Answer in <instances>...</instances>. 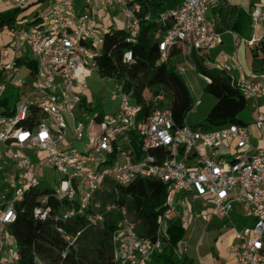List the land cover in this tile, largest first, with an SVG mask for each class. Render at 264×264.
Segmentation results:
<instances>
[{"label": "built area", "instance_id": "2783aa9c", "mask_svg": "<svg viewBox=\"0 0 264 264\" xmlns=\"http://www.w3.org/2000/svg\"><path fill=\"white\" fill-rule=\"evenodd\" d=\"M22 8L27 0H9ZM218 0H182L154 19L141 14L139 0H56L38 8L35 26L11 29L9 46L0 51V99L12 100L9 112L0 105V162L4 164L0 185V264H17L19 252L6 226L17 215V206L30 189L42 187L41 162L59 173L52 188L40 194L33 208L39 219L53 217L62 223L82 218L84 226L74 234L58 231L66 241L65 251L75 248L86 228L102 226L114 217L111 234L114 264H148L167 241V225H182L191 217L209 223L213 217L226 221L234 209L248 218L246 224H231L234 264H264V113L260 100L263 80L238 62L209 59L207 51L221 43L213 17L207 14ZM118 13L121 25L94 23L100 13ZM251 34L244 40L250 49L264 45V8L249 11ZM142 20L165 29L159 37L160 57L166 60L172 47L182 46L179 59L194 71V57L205 70L228 76L255 111L252 124L262 147L249 150L247 125L230 123L214 129L192 127L186 119L174 122L169 99L163 89L153 95L146 90L144 103L135 100L124 79L111 78V112L77 119L86 78L97 72L96 58L106 34L117 28L126 41L135 43ZM17 59L21 60L19 65ZM35 62L31 71L27 62ZM123 63L133 54L124 51ZM28 75L33 76L30 89ZM205 83L207 75L199 74ZM148 94V96H147ZM200 100L196 101V105ZM35 109V113H32ZM28 123H30L28 125ZM72 140L87 143L82 149ZM41 153H43L41 155ZM139 178L161 181L166 188L164 209L156 217L154 235L140 232L139 221L129 210L123 189ZM176 255L185 251L179 241ZM198 264L200 257H197Z\"/></svg>", "mask_w": 264, "mask_h": 264}, {"label": "trees", "instance_id": "16d2710c", "mask_svg": "<svg viewBox=\"0 0 264 264\" xmlns=\"http://www.w3.org/2000/svg\"><path fill=\"white\" fill-rule=\"evenodd\" d=\"M139 1L141 14L148 13L154 19L162 11L179 5L182 0ZM23 7H12L5 12H0V27L5 25L8 28L12 27ZM213 10L214 13H219L221 6L217 5ZM231 11L233 20L231 19L229 29L242 34L250 23L249 15L237 8H231ZM37 21L34 19L32 23L36 25ZM215 27L220 32L216 24ZM164 29L153 21L142 20L135 43L126 41L127 34L121 28L110 31L106 34L96 58L97 73L101 77L124 79L126 88L132 89L135 100L143 104H145L143 93L146 90L155 95L159 89H163L168 96L169 109L174 122L181 125L192 109L189 90L180 72L176 70V62L183 48L180 45L172 47L167 59H161L158 49L159 37L156 34H161ZM127 49H130L133 54V61L128 64L122 61L123 53ZM257 50L252 51L253 58H256ZM17 61L21 60L17 59ZM194 63L198 74H204L210 78V82L205 83L206 90L215 98L214 104L205 117L206 126L202 124L200 127L214 129L230 123L247 125L239 117L247 101L238 88L230 82L228 76L219 70H205L195 57ZM27 64L31 71H34L35 62L29 60ZM11 102L10 95H4L0 99L3 112H9ZM149 109L150 105H146L145 111ZM31 111L35 113V109ZM47 190V187H39L27 191L22 202L16 207L17 215L14 221L6 226V231L14 240L19 252L17 264H114L111 244L114 217L106 218L99 228L84 229L77 239L78 246L70 248L62 257L66 241L58 228L66 233L74 234L83 228L84 221L82 218H75L62 223L53 217H47L44 220L35 218L33 208L37 204L36 198ZM123 192L130 197L127 201L128 207L139 221L140 232L149 237L153 236L156 217L164 209L166 192L164 184L157 179L139 178L124 188ZM183 235L184 228L180 222H169L167 241L162 251L155 253L148 264H192V261L176 255V245Z\"/></svg>", "mask_w": 264, "mask_h": 264}, {"label": "crops", "instance_id": "0c3cea01", "mask_svg": "<svg viewBox=\"0 0 264 264\" xmlns=\"http://www.w3.org/2000/svg\"><path fill=\"white\" fill-rule=\"evenodd\" d=\"M56 0H27L23 9H21L16 23L8 28L6 25L0 27V51L4 48L9 46L12 40V32L11 29L14 28H29L30 26H35L32 21L34 20L35 12L38 8H43L48 6L50 3ZM217 5L221 6V10L219 13H214V8H209L207 10V14L214 18L215 24L217 25L218 29L220 30V38L221 43L217 46L210 48L207 51V57L209 59H215L219 61H228L240 62L246 71L253 70L255 76H260L263 80L264 86V66L256 67L255 57L253 58L252 51L256 49H263L264 45L259 46L258 48L250 49L246 46L244 40L247 39L251 34V25L250 23L245 28L242 34L231 31L229 29L230 24L232 22V11L231 8H237L245 11H248L254 6L259 5L264 8V0H218ZM11 4L9 0H0V12H5L11 9ZM110 13H100L97 17H94V23L96 24H103L105 26H111L113 24L117 25L116 22H113L112 17H110ZM232 19V20H231ZM121 25V24H120ZM118 26V25H117ZM233 57V58H232ZM1 58V57H0ZM180 59H177L179 62ZM84 92L83 97L85 96ZM263 97L260 100L262 101ZM83 99L82 105L86 106V103ZM114 109V108H113ZM249 133H251L249 131ZM250 138V137H249ZM262 147V144L259 142L257 145H252L249 142V150L248 153H252L257 148ZM191 231L193 229H197L200 224H203L204 229H211L212 233L214 234L212 238L211 245L209 249L204 252L203 257L199 256V247L202 245L201 240H199L195 246V252L197 253V257H200V263L206 264V258L208 255L215 260L214 264H234L235 261V251L233 248H230V244L233 240V229L231 226L227 225V221L224 219H220L217 217H213L209 223H205L200 217H191L188 223H186ZM185 225V224H184ZM184 232H185V227ZM205 246V244H204ZM187 246L185 247V250ZM186 252V251H185ZM186 259L192 261V264H198L197 258H189L185 257ZM153 264V263H152ZM155 264H163V263H155Z\"/></svg>", "mask_w": 264, "mask_h": 264}, {"label": "rangeland", "instance_id": "374dc122", "mask_svg": "<svg viewBox=\"0 0 264 264\" xmlns=\"http://www.w3.org/2000/svg\"><path fill=\"white\" fill-rule=\"evenodd\" d=\"M110 15L113 22H116V24L120 26L121 15L118 13V11ZM2 36L4 38V35ZM2 40L4 39H1L0 42H2ZM180 63L182 62H176V66ZM18 64L22 65L21 61L18 62ZM254 64L256 67H259L261 65L264 66V48L261 50H257ZM184 66L185 68L180 72V76L185 82L192 99V109L187 113L186 122L192 127H200V125L202 124L206 126L205 117L210 107L214 104L215 98L206 90V84L202 77L196 71H194L190 65L184 64ZM27 79L29 81V84L26 85L25 89H30L34 81L33 76L28 75ZM86 85L87 92L85 93V96L83 98L85 99L84 101L86 103V109L83 107V110L81 112L78 109L74 110V114H76V120H84V112H86L89 117H92L95 114L99 113L111 112L115 106V103L110 100L109 96L110 88L112 85L111 78L101 77L96 71H94L89 77L86 78ZM198 99L200 100V102L196 105V101ZM260 110L264 113V98L260 103ZM255 114V111L247 103L245 109L239 115L240 119H242L247 124L248 129L251 132L249 142L252 145H257L259 143L258 133L252 124V120ZM67 139L69 141V144L77 149H82L83 145L87 143L86 138H84L81 142L72 140V136L69 131L67 134ZM42 154L43 153H41V155ZM3 167L4 164L0 162V185L3 182ZM39 173L41 177L42 187L52 188L59 177V173L54 169L48 168V166H46L44 162H41ZM230 217L231 219L227 221V225L229 227L231 224H246V222L248 221V218L236 209H234ZM184 227L185 232L180 242L182 247L187 246V249L185 250L186 252H182L180 256H182L183 258L189 257L196 259L197 253L195 252V246L197 242L201 240L202 245L199 247V256L203 257L204 252L209 249L212 238L214 236L211 229L205 230L203 224H200L199 227L197 229H193V231L189 229L187 224H185ZM214 263L215 260L211 257V255H208L206 258V264Z\"/></svg>", "mask_w": 264, "mask_h": 264}]
</instances>
